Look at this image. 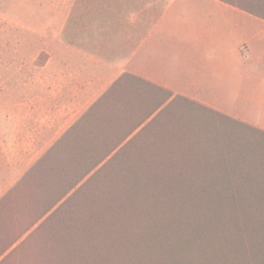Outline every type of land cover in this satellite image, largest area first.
Instances as JSON below:
<instances>
[{
    "label": "trees",
    "instance_id": "obj_1",
    "mask_svg": "<svg viewBox=\"0 0 264 264\" xmlns=\"http://www.w3.org/2000/svg\"><path fill=\"white\" fill-rule=\"evenodd\" d=\"M221 1L264 19V0ZM139 81H114L2 200L43 188L29 227L66 216L59 264H264V130Z\"/></svg>",
    "mask_w": 264,
    "mask_h": 264
},
{
    "label": "crops",
    "instance_id": "obj_2",
    "mask_svg": "<svg viewBox=\"0 0 264 264\" xmlns=\"http://www.w3.org/2000/svg\"><path fill=\"white\" fill-rule=\"evenodd\" d=\"M61 7L36 79L54 98L53 115L46 126H15L0 197L123 74L133 76L135 95L143 80L264 130V19L221 0H63ZM6 223L0 219V264H10L28 233L9 239Z\"/></svg>",
    "mask_w": 264,
    "mask_h": 264
},
{
    "label": "rangeland",
    "instance_id": "obj_3",
    "mask_svg": "<svg viewBox=\"0 0 264 264\" xmlns=\"http://www.w3.org/2000/svg\"><path fill=\"white\" fill-rule=\"evenodd\" d=\"M61 1L0 0V175L9 162L8 157H11L9 142L17 137L14 134L15 126H26L30 120L33 125L46 126L50 123L46 116L53 115L54 98L41 94L36 79L42 72L39 66L48 58L44 46L51 39L49 29L53 15L62 14ZM22 76L25 77L24 81L21 80ZM30 108L34 109L32 115ZM42 147L44 145L38 146L37 151ZM23 188L32 191L18 189L2 200L6 190L0 197V219L7 221L3 234L9 239L13 236L14 240L15 236L28 232L7 262L45 264L47 257L54 256L59 264V255L63 254L62 250L58 253L59 241L62 240L60 236L63 232L69 236L72 230L68 225L63 230V224L67 223L66 216L59 213L37 228L45 218L43 216L29 227L40 209L48 203V195L37 185L30 184Z\"/></svg>",
    "mask_w": 264,
    "mask_h": 264
}]
</instances>
